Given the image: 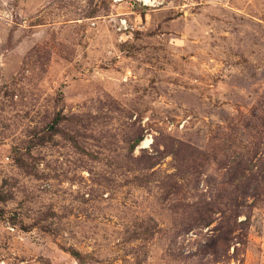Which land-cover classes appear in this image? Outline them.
<instances>
[{
  "label": "rangeland",
  "instance_id": "obj_1",
  "mask_svg": "<svg viewBox=\"0 0 264 264\" xmlns=\"http://www.w3.org/2000/svg\"><path fill=\"white\" fill-rule=\"evenodd\" d=\"M0 264H264V0H0Z\"/></svg>",
  "mask_w": 264,
  "mask_h": 264
},
{
  "label": "trees",
  "instance_id": "obj_2",
  "mask_svg": "<svg viewBox=\"0 0 264 264\" xmlns=\"http://www.w3.org/2000/svg\"><path fill=\"white\" fill-rule=\"evenodd\" d=\"M257 194H258V193H257V192H255V194H254V195L256 196ZM254 195H253V196H254ZM241 213H242V211H241V208H240V206H239V205H238V206H235V214H236V215L234 216V217H235V219H236V217H237L239 214H241Z\"/></svg>",
  "mask_w": 264,
  "mask_h": 264
},
{
  "label": "bare ground",
  "instance_id": "obj_3",
  "mask_svg": "<svg viewBox=\"0 0 264 264\" xmlns=\"http://www.w3.org/2000/svg\"><path fill=\"white\" fill-rule=\"evenodd\" d=\"M146 4H150L151 0H143ZM148 144V140H145L142 145L146 146Z\"/></svg>",
  "mask_w": 264,
  "mask_h": 264
},
{
  "label": "built area",
  "instance_id": "obj_4",
  "mask_svg": "<svg viewBox=\"0 0 264 264\" xmlns=\"http://www.w3.org/2000/svg\"><path fill=\"white\" fill-rule=\"evenodd\" d=\"M121 25H122L123 27H124V25H125V24L123 23V20H121Z\"/></svg>",
  "mask_w": 264,
  "mask_h": 264
}]
</instances>
